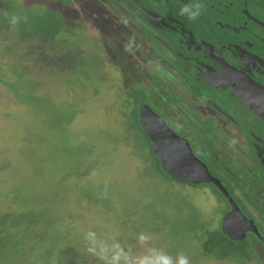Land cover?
<instances>
[{"label": "rangeland", "instance_id": "1", "mask_svg": "<svg viewBox=\"0 0 264 264\" xmlns=\"http://www.w3.org/2000/svg\"><path fill=\"white\" fill-rule=\"evenodd\" d=\"M47 4L0 0L14 15L0 26V223L39 215L11 243L0 236V261L264 264L255 249L248 259L203 254L202 235L220 219L211 193L159 174L140 148L143 135L129 128L128 90L149 89L153 69L137 60L147 48L126 9L69 0L49 18L63 42L25 39L14 19L41 24Z\"/></svg>", "mask_w": 264, "mask_h": 264}, {"label": "flooded vegetation", "instance_id": "2", "mask_svg": "<svg viewBox=\"0 0 264 264\" xmlns=\"http://www.w3.org/2000/svg\"><path fill=\"white\" fill-rule=\"evenodd\" d=\"M116 1L143 36L148 56L138 52L137 60L153 69L144 78L153 83L148 91L135 85L143 93L139 126L147 106L188 141L228 195L211 182L182 184L211 193L220 213L215 230L264 254V0ZM185 6L200 14L182 15ZM233 206L245 219L234 213L226 227L235 237L246 230L240 240L222 231Z\"/></svg>", "mask_w": 264, "mask_h": 264}, {"label": "trees", "instance_id": "3", "mask_svg": "<svg viewBox=\"0 0 264 264\" xmlns=\"http://www.w3.org/2000/svg\"><path fill=\"white\" fill-rule=\"evenodd\" d=\"M33 1V0H28ZM47 5L50 7L48 8V12H51V14L47 17V19L43 18L40 20L41 24L29 22L26 19H20V17L15 18L14 20H18L19 23H17L20 27V31L23 34V37L25 39L30 38H38L42 42H49V41H55V42H63V39H56V30L54 26V22L50 21L49 18H51L52 15L55 16L58 12L56 10L64 9L69 5V0H46ZM9 4V1H8ZM73 15L75 17V20L79 22V14L78 11L73 7ZM59 11V12H60ZM14 15H10L4 10H0V26L2 28L9 27L12 20L11 17ZM59 20H61V23L66 25L65 19L62 18V14L58 15ZM14 18V17H12ZM56 21V20H55ZM15 22V21H13ZM28 22V23H27ZM128 108L129 111L126 110L125 115H127V118L129 120L128 126L130 129H135L138 132H140L143 135V139L140 142V148L144 149L145 152L148 154L147 161H149V158H151V163L154 169L161 174L166 179H170V177L162 171L160 168L159 160L153 155L151 150L150 141L148 140L147 136L142 131L141 127L139 126L137 122V116L135 114V107L136 103L138 101L143 100V93L142 91H137L135 94V87L132 85L130 89L128 90ZM124 113V112H123ZM130 113V114H129ZM39 215L34 214L31 215L28 212L18 214L13 213L10 215H6L4 218V222L0 223V226L6 225L5 228H12V233H6L5 228H0V236L3 234L4 240L7 239L9 243H11V240L15 237V235H18L17 231H14L18 228L19 231L22 230L23 227H20V224L22 226H25L23 223L26 222V226L29 227L27 229H24L25 232L29 233V230L32 229L33 222L37 219ZM135 227V225L133 226ZM136 228V227H135ZM142 228V227H141ZM145 230V229H144ZM15 232V234H13ZM17 233V234H16ZM21 233V232H20ZM205 236L202 235V251L204 255H213L216 258L221 259H233V258H240V259H248L250 258V254L247 252L246 247L247 244L245 242H233L230 239H228L226 236H224L221 231L219 230H212V229H206V232L204 233ZM1 257V256H0ZM0 264H6L3 261H0ZM24 264H31V263H24Z\"/></svg>", "mask_w": 264, "mask_h": 264}, {"label": "water", "instance_id": "4", "mask_svg": "<svg viewBox=\"0 0 264 264\" xmlns=\"http://www.w3.org/2000/svg\"><path fill=\"white\" fill-rule=\"evenodd\" d=\"M140 125L150 141L153 155L159 160L160 168L170 179L193 185L200 183H213L224 195H228L219 180L211 177L204 162L200 161L193 153L186 139L181 138L168 128L160 117H158L147 106L140 108ZM234 205V203H233ZM240 211L236 206L223 217L222 231L229 234L230 238L242 239L246 230H241L238 237L229 233L226 227L228 219ZM249 223H252L249 220ZM252 225V224H251ZM255 230V228H254Z\"/></svg>", "mask_w": 264, "mask_h": 264}, {"label": "clouds", "instance_id": "5", "mask_svg": "<svg viewBox=\"0 0 264 264\" xmlns=\"http://www.w3.org/2000/svg\"><path fill=\"white\" fill-rule=\"evenodd\" d=\"M182 15H186L190 19H195L200 14L199 7L185 6L181 10ZM180 264H187L186 260H181Z\"/></svg>", "mask_w": 264, "mask_h": 264}]
</instances>
